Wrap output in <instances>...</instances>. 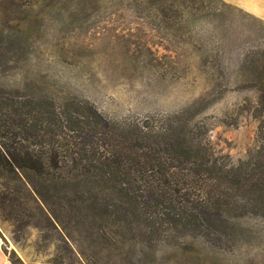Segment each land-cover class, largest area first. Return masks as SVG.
<instances>
[{
	"label": "rangeland",
	"instance_id": "rangeland-1",
	"mask_svg": "<svg viewBox=\"0 0 264 264\" xmlns=\"http://www.w3.org/2000/svg\"><path fill=\"white\" fill-rule=\"evenodd\" d=\"M100 2L97 14L75 20L65 0H0V85L29 83L36 94L42 82L44 93L86 99L110 119L160 118L191 107L198 139L232 164L264 140L258 91L240 68L246 55L261 64L264 0H216L220 15L174 20H187L184 29L125 0ZM15 36L20 43L8 46ZM5 182L17 189L14 196L0 192V234L13 264H90L92 245L82 242L74 217L67 225L62 199L47 197L46 206L26 183ZM240 225L246 232L234 243L182 241L201 252V264H264V220L244 217Z\"/></svg>",
	"mask_w": 264,
	"mask_h": 264
},
{
	"label": "trees",
	"instance_id": "trees-1",
	"mask_svg": "<svg viewBox=\"0 0 264 264\" xmlns=\"http://www.w3.org/2000/svg\"><path fill=\"white\" fill-rule=\"evenodd\" d=\"M65 2L74 6L69 16L75 20L102 7L100 0ZM125 2L172 29L188 27L187 20L175 22L183 15L222 13L216 0ZM20 39L5 42L15 46ZM249 56L240 68L264 113V50L259 66ZM29 85H0V192L14 196L16 187L5 181L16 180L46 206L47 197L62 199L67 225L74 217L82 242L92 245L90 259L80 251L90 264H201V252L182 239L234 243L246 232L242 218L264 220V140L232 164L198 139L191 107L160 118L110 119L86 99L58 100L44 93L42 82L33 94Z\"/></svg>",
	"mask_w": 264,
	"mask_h": 264
},
{
	"label": "crops",
	"instance_id": "crops-1",
	"mask_svg": "<svg viewBox=\"0 0 264 264\" xmlns=\"http://www.w3.org/2000/svg\"><path fill=\"white\" fill-rule=\"evenodd\" d=\"M0 264H13L3 248V238L0 234Z\"/></svg>",
	"mask_w": 264,
	"mask_h": 264
}]
</instances>
